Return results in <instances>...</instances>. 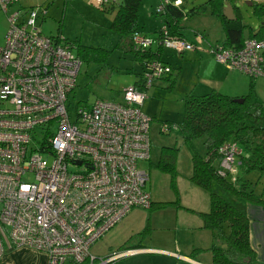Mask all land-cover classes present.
I'll list each match as a JSON object with an SVG mask.
<instances>
[{
    "label": "built area",
    "instance_id": "2783aa9c",
    "mask_svg": "<svg viewBox=\"0 0 264 264\" xmlns=\"http://www.w3.org/2000/svg\"><path fill=\"white\" fill-rule=\"evenodd\" d=\"M91 1L102 9L112 0ZM16 4L0 0L8 22L0 47V258L26 247L43 253L46 264H109L116 256L95 263L90 248L131 210L151 205L147 173L138 168L150 151V120L140 111L145 94L133 85L118 101L79 105L72 122L66 101L82 63L62 36L41 34L32 8L10 12ZM152 43L134 38L137 48ZM156 43L179 53L193 48L167 31ZM211 48L227 69L264 77V40L248 39L239 50ZM170 73L165 63L148 62L144 91ZM241 153L234 142L220 146L218 174L234 182Z\"/></svg>",
    "mask_w": 264,
    "mask_h": 264
},
{
    "label": "rangeland",
    "instance_id": "374dc122",
    "mask_svg": "<svg viewBox=\"0 0 264 264\" xmlns=\"http://www.w3.org/2000/svg\"><path fill=\"white\" fill-rule=\"evenodd\" d=\"M207 1L209 0H183L181 10L186 14L196 7L203 6ZM247 1L252 5H247L245 0H226L231 5L233 12L236 7L235 13L242 24L257 32L261 19L264 17L255 16V5L264 4V0ZM157 6V0H141L135 26L137 31L153 41V50L158 48L157 40H155L156 32L163 24L161 16L156 14ZM24 8H32L36 12L35 25L42 35L54 37L61 33V36L72 45L75 56H77V50L83 47L90 48L94 52L95 59L85 58L82 60L76 78V86L66 101V110L72 122L75 120V113L79 105H91L96 100L118 101L122 97V91L132 87L137 81L138 75L142 72L141 66L135 61L134 55L127 51L126 40L121 39L117 33L110 29L115 12H102L92 4L91 0H30ZM17 9H19L18 6L12 7L10 12ZM180 24L183 26L182 34L186 43L191 44L193 48L180 54L172 47H163L160 60L172 68L171 74L156 80L153 86L143 91L145 99L140 106V111L150 120V151L149 160L140 161L138 168L147 173L145 190L149 193L151 201L165 203V205L162 209L153 208L150 211L139 209L131 214L136 223L142 226V231L133 235L137 238L142 236L147 238L150 234L149 227H152L150 222L153 223L157 218L161 222H169L167 226L174 227L176 220L177 223L181 222L185 218V214L191 213V209L192 211L194 208L200 209L204 204L207 205V211L210 209L209 192L196 187L189 180L192 174L191 153L187 145L184 144L179 126L183 121L185 96L211 92L206 86V82L217 80L218 65L210 62L223 65L215 59L210 44L203 38L201 39L198 33L201 32L208 36L210 41L217 44V47L223 44L225 37L220 22L210 14L209 8L186 16ZM7 29L6 15L0 10V47L4 45ZM248 36L249 30L246 29L244 37ZM103 59L104 61H101ZM247 80V87L242 88L244 92L241 93L250 97L249 99L253 102H257V98L264 101V90L256 86V89L252 88L250 91V80ZM3 107L0 105V108ZM163 128H166L165 132L162 131ZM40 140L41 135L37 133L32 147L37 146V141ZM204 140V137H199L192 141L194 150L201 156L205 154ZM163 147L178 149L174 177L156 168ZM47 160L51 163L52 158L48 156ZM236 167L238 170L235 176L237 182H232L231 176H228L227 183L234 188H239L242 182H246L244 192L249 194L252 192L264 197V172L241 170L238 158ZM24 180L32 182L33 178L27 175ZM211 192L236 209L238 208L235 205L247 202L217 182L212 183ZM152 218L153 221H151ZM159 225L156 223L155 227H159ZM119 227L114 226L107 236L97 241L92 247L91 253L96 256L102 255L106 242L116 246L124 245L126 241H130L132 233L129 234L126 230L119 232ZM182 227L179 226L178 233L182 232ZM146 230L147 234L143 235ZM184 232L186 231H183L182 235ZM11 253L18 254V257L21 258L19 260L24 264L27 260H34L37 255H40L39 258H41L43 254L26 247H18L12 249L10 253L5 252L2 256L3 259L0 258V264H5L3 262L5 255ZM135 259L134 257H125L114 264H131Z\"/></svg>",
    "mask_w": 264,
    "mask_h": 264
},
{
    "label": "trees",
    "instance_id": "16d2710c",
    "mask_svg": "<svg viewBox=\"0 0 264 264\" xmlns=\"http://www.w3.org/2000/svg\"><path fill=\"white\" fill-rule=\"evenodd\" d=\"M157 1L162 10L156 11V14L161 16L163 24L156 32L157 38L155 40L160 39L167 31L169 36L186 42L182 34L183 26L180 22L186 16L207 8L210 9V14L222 23L225 37L224 48L239 50L248 39L264 40V19H261L258 31L254 32L242 24L235 13L237 9L234 7L236 19L228 21L223 16L226 0H209L203 6L196 7L186 14L181 10L182 4L175 6L177 0ZM180 1L183 3V0ZM140 3L141 0H112L99 10L115 12L110 29L117 33L121 39L126 40L127 51L134 55L135 61L141 66L142 72L138 75L134 86L142 88L141 90L144 91L142 76L146 64L152 60L161 61L163 46L159 45L156 50H153L152 46L147 48L135 46V37L140 36L149 39L137 31L135 27ZM255 7V16L264 17V4H258ZM246 29L249 30L248 37H244ZM55 37H61V33ZM64 41L67 42L65 39ZM67 44L70 45L71 49L73 48L70 43L67 42ZM76 53V57L81 63L85 58L95 59L94 52L90 48H79ZM249 98L248 96L242 97L244 102L238 104L235 100L240 98L228 97L215 91L204 95L188 94L184 98L183 121L179 130L184 144L187 145L191 153L192 174L189 180L196 187L209 192L210 203V209L206 213L189 211L200 217L203 228L210 231L212 235L213 264H254L256 261L255 252L249 243L248 218L243 212L211 192L212 183L217 182L247 202L264 207V197L252 192L250 194L244 192L246 182H242L239 188H234L226 181L229 175L220 176L218 174L220 163L218 149L226 142H234L242 150V153L237 157L241 170L264 172V105L260 102H253ZM199 137L205 138V154L203 156L199 155L192 146V141ZM177 151V148L163 147L156 168L174 177L176 175ZM235 182H237V178ZM164 205L165 203H153L151 201L150 207L146 210L162 209ZM145 234H147V230L143 233V235ZM84 264H88V261Z\"/></svg>",
    "mask_w": 264,
    "mask_h": 264
},
{
    "label": "crops",
    "instance_id": "0c3cea01",
    "mask_svg": "<svg viewBox=\"0 0 264 264\" xmlns=\"http://www.w3.org/2000/svg\"><path fill=\"white\" fill-rule=\"evenodd\" d=\"M29 1L30 0H17V5H15L14 8L16 6L24 8ZM217 20L220 22L223 32L222 23L218 18ZM198 34L201 36V39L203 38L206 40L211 47L217 45L210 41V38L205 34L201 32ZM221 46L223 47V44L220 45V47ZM210 63L218 65L217 80L208 81V83L206 82V86L211 92L215 91L228 97L241 99L242 97H245L241 92H244L242 88L244 89L247 87V79L250 80V91L252 88L253 90L256 89V86H258L259 89L264 90V77L252 78L248 75L246 76L244 73L229 70L225 65L221 64L222 66H220V64H216L213 61ZM238 75L242 76L239 77ZM257 100V102L264 105V101L260 98H257ZM235 206L248 218L249 243L256 255V261L254 264H264V207L249 202H240ZM138 210L139 209L131 210L116 225L118 227L120 225L119 232L126 230L129 234L132 233L131 239H129L130 241H126L124 245L116 246L113 243L106 242L104 244L105 251L99 256L91 253V249L95 244L90 248L89 253L96 258L95 263L98 262L97 260L99 258L107 259L116 256L111 262H109V264H114L116 261L125 257L136 258L131 264H213L211 253L213 245L212 235L210 231L203 228L202 221L198 215L192 212L185 214V218L182 219L181 222L177 223L176 220L174 227L167 226L169 223L167 221L161 222L158 218L153 221L152 218L151 221H153V223L150 222L152 227H149L150 234L147 238L143 236L137 238L133 237V235L140 233L142 231V226L136 223L135 218L131 217V214ZM207 210V205L204 204L200 209L194 208L193 211L197 213H206L208 212ZM156 223L161 225L155 227ZM179 226H183L182 232L186 231L184 232V235H182V232L178 233ZM111 230H109L103 237L107 236ZM10 251H7V253H10ZM18 256V254L14 253L7 254L4 257L3 262H5V264H24L19 260L21 258ZM39 257L40 255H37L34 260H27L26 264H46L47 257L44 254L41 255V258ZM68 263L73 264L71 262Z\"/></svg>",
    "mask_w": 264,
    "mask_h": 264
},
{
    "label": "water",
    "instance_id": "95a60500",
    "mask_svg": "<svg viewBox=\"0 0 264 264\" xmlns=\"http://www.w3.org/2000/svg\"><path fill=\"white\" fill-rule=\"evenodd\" d=\"M246 1V4L251 6L252 3L251 2H248L247 0ZM223 16L226 18V20L228 21H233L235 20V15H234V12H233V9L231 7V5L228 3V2H225L224 4V8H223ZM236 103L238 104H242L244 102L243 99H237L235 100Z\"/></svg>",
    "mask_w": 264,
    "mask_h": 264
}]
</instances>
